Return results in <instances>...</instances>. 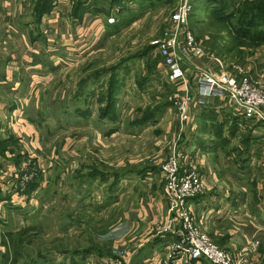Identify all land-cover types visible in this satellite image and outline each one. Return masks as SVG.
I'll return each mask as SVG.
<instances>
[{"label":"rangeland","instance_id":"374dc122","mask_svg":"<svg viewBox=\"0 0 264 264\" xmlns=\"http://www.w3.org/2000/svg\"><path fill=\"white\" fill-rule=\"evenodd\" d=\"M5 1H10V4L4 5L3 0H0V10L7 12L15 2ZM28 2L17 0V5L21 3L24 10ZM176 2L126 1L121 14L117 17L113 15V21L110 22L113 24H104L92 41V37H85V44L81 48L77 47L80 40L73 39L67 44L60 41H53L55 45L48 44L45 56H40L43 68H24L28 56H24L26 52L20 46L23 42L17 31L22 25L21 19L29 16L28 13L13 20L17 25L12 27L16 47H13L14 56L9 65L13 81H18V86L8 89L11 91L9 94L7 90L0 89V135L7 133L4 130H12L13 125L24 126L25 122L22 124L19 118L30 121L33 136L29 141V136L21 132L20 141L28 155L35 157L36 166L41 168L45 178L27 195L21 191V181H25L28 172L35 169L32 167L27 170V161L24 160L16 167L10 159L0 158V194L7 196L0 202V235L3 231L14 233L28 227L29 235L24 247L27 255L24 259L30 264H38V250L53 256L55 263L68 264V259L56 247L80 246L88 241V228L98 227L105 220L117 223L126 209L133 207L137 190L146 187L135 171L115 183L111 176L103 181L98 178L75 180V168L93 163L98 169L105 166L109 171L124 163L133 168L149 163L154 165L155 171L177 134L176 144L185 146L192 143L197 146L198 151L206 156L210 169L223 177L230 196L237 202V221H248L254 215L255 223L264 224V125L249 124L237 116L236 130L232 134L226 131L223 135L210 119L202 122L198 116L202 106L217 111L221 119L235 116L225 112L224 107L216 103L189 105L191 118L182 123L179 130L178 114L171 102L175 83L166 78L157 51V40L168 25L169 12ZM194 2L195 6L192 8L191 4L189 10L191 15H187V26L202 49L213 56L206 65L215 68L218 62L214 57L218 56L222 67L233 70L235 65H244L254 77L264 80V42L238 45L240 57L237 59L231 57L233 54L218 52L212 45L229 42L231 36H228L227 31L231 30L224 22L211 16L209 10L215 5L214 1ZM233 5L228 12L235 7V3ZM34 31L35 28L30 31L31 34ZM211 33H220L223 38L214 41L211 36L208 37ZM65 45L70 47L65 48ZM68 49L70 53L65 51ZM124 57L127 59L116 68V63ZM87 65L96 71L103 69V72H97L90 78L91 83L83 96V92L76 96L78 75L87 73ZM111 76L121 82L115 103V120L97 117L96 98L103 93L101 89ZM16 98H19L17 107L10 111L8 101ZM165 99L170 104L160 114L139 126L131 122L133 117L143 111L159 107ZM115 125L117 129L114 132L107 131ZM252 139L255 140L252 146H246L245 143L248 141L251 144ZM244 157L248 160L243 161ZM84 170L81 168V171ZM253 183L256 184L257 194L261 196L258 202L254 201V192L251 191ZM256 203L258 208L254 209ZM260 234L264 235V232ZM99 235L91 233L92 241L96 244L100 241ZM260 240L264 242V236ZM101 242V246H105V240ZM118 245L126 248L124 243L119 242ZM0 247L2 251L4 246L1 237Z\"/></svg>","mask_w":264,"mask_h":264},{"label":"crops","instance_id":"0c3cea01","mask_svg":"<svg viewBox=\"0 0 264 264\" xmlns=\"http://www.w3.org/2000/svg\"><path fill=\"white\" fill-rule=\"evenodd\" d=\"M13 1L15 3L10 5V9L7 12L0 10V89L2 91L7 90L8 94L11 92L8 89H15L18 86V81H13L12 69L11 65H9L14 56L12 52L13 47H16L13 39L15 31L12 28L13 26H17L13 22L14 19H20L24 13H28L27 15L30 16L29 20V16L26 18L24 16L21 19L23 22L17 31L23 42V45L20 46L26 52L24 56H28L26 59L28 63L24 68L27 66L31 68H43L40 56H45L44 51L48 49V44H53V41L67 44L71 43L70 39H73L72 41L80 40L77 47L81 48L85 44V37H92V41L98 35L97 33H100L103 29L106 17L116 15L119 6L129 0H87V5L85 4L86 7L80 17L73 16L70 13L74 0H53L52 8L44 12L37 23H34L32 20V0L25 3L26 8L24 10L21 8V3L17 5V0ZM3 4L8 5L10 1L6 3L3 0ZM36 27L41 32V35L37 37H35L36 33L32 36L33 34L30 32ZM64 47L69 48L70 46L65 45ZM65 51L69 52V49ZM74 61L76 62L77 60L74 59ZM1 97L0 91V100ZM18 99L8 101L10 111L17 107ZM11 106L13 108H10ZM19 121H22V124L25 122L24 126H21V124H18L20 126L13 125L12 130H9L20 142L21 150H25L28 154L20 141L19 134L22 132L25 136H29L28 139L30 141L31 136H33L32 126L30 121L28 122L24 118H19ZM113 129L111 132L117 129V125ZM7 131L4 130V132ZM181 146L185 151V155H191L196 160L206 186L203 194L189 199L197 223L222 247L233 252L241 251L245 256L244 264L262 263L264 261V242H261L260 237L264 235L260 233L264 232L261 231L264 229V224L255 223L253 220L255 218L254 215H251L248 221H237L238 209L235 205L237 202L230 196L223 177L210 169L207 165L206 156L198 151L197 146H194L192 143ZM6 155L8 156L9 152L6 151ZM0 158L9 160V158L1 156ZM0 171H2L1 161ZM130 173H134V170ZM137 177L146 184V187L141 191L137 190L135 193L133 207L127 208L124 215L119 217V221L111 225L108 230L101 232V234L100 231H93L92 234L94 235L100 234L99 243L96 244L94 242L96 245H100L94 252L89 253V256L85 255L79 259L78 264H96L100 258L108 256L111 247L117 245L119 242L124 243V246L127 248L124 264L161 263L167 241L176 235L174 231L156 232L153 229L155 223H160L166 216L168 207L162 183L159 181V167L155 171L154 169H150L145 174ZM0 196L2 197L0 198V202L4 198H7L2 193ZM254 209L256 208L254 207ZM102 236L105 239H102ZM101 240H105V246H101L103 244Z\"/></svg>","mask_w":264,"mask_h":264},{"label":"built area","instance_id":"2783aa9c","mask_svg":"<svg viewBox=\"0 0 264 264\" xmlns=\"http://www.w3.org/2000/svg\"><path fill=\"white\" fill-rule=\"evenodd\" d=\"M189 10L191 1L177 0L169 12L168 25L157 40L163 71L166 78L175 83L171 102L178 114L179 130L182 123L191 118L189 105L216 103L247 123L263 126L264 80L254 77L244 65H235L233 70L222 67L218 56L214 57L218 62L216 67H208L206 62L213 56L202 49L188 28ZM113 18L109 15L106 21L111 22ZM177 136L159 165L168 207L166 216L155 223L153 229L174 231L176 235L167 241L159 264H244L245 256L241 251L222 247L195 220L189 199L203 194L206 186L194 157L185 155L182 146L176 144ZM31 175L29 171L26 180ZM126 255L127 249L117 244L96 264H124Z\"/></svg>","mask_w":264,"mask_h":264},{"label":"trees","instance_id":"16d2710c","mask_svg":"<svg viewBox=\"0 0 264 264\" xmlns=\"http://www.w3.org/2000/svg\"><path fill=\"white\" fill-rule=\"evenodd\" d=\"M32 1H33L32 20L34 23H37L41 15L52 8L53 0H32ZM189 1H191L193 8V6H195L194 0H189ZM211 1L215 2V5H212L213 7H211L209 10L213 19L224 22V24L231 30V32L227 31L228 36L229 37L231 36L229 42L218 43L216 46H213L211 44L212 47L215 48L218 52L233 54V56L231 57L237 59L240 57V50L238 49V45L243 43L250 45L252 44V42H264V0H235V2L234 0H211ZM234 3H235V7L232 10L230 9L228 12V9L231 6L233 7ZM85 4L87 5V0H74L70 10L71 15L80 17L84 8L86 7ZM122 5L123 3L117 9V14L115 15L116 17L120 15L122 10L124 9V6ZM189 15H191V11H189ZM109 23L110 22L105 21V25ZM34 33H36L35 37L41 35V32L39 31L38 27L35 28ZM198 34L201 35V32H198ZM199 35L197 37L199 40H201V37ZM32 36H34V34ZM210 36L214 39V41L223 38V35H221L220 33H211L210 35H208V37ZM206 42L207 41L205 39V43ZM126 59L127 57L120 59L116 63V68H118L120 64L122 65V62H124ZM85 67L82 68L83 71L85 70ZM90 67L91 65L89 66L88 71L91 69ZM91 70L90 72L87 71V73L85 74L82 73L78 75L77 88L75 90L76 93L74 92L76 96H79L82 92H83L82 94L83 96L88 90L89 85L91 83L90 78L95 76L97 72H103V69H98V71H96L97 69L94 70L91 69ZM120 83L121 82L120 80H118L117 77L111 76L108 79L105 86L101 89L103 93H101V95H99L96 98V102L98 104L97 106L98 118H109L110 120L116 119V112L114 110H115V103L117 101V94L119 93ZM168 104H170V102L168 101V99H165L160 103L159 107H154V109H150L145 112L143 111L140 115H136L135 117H133L131 122L135 126H139L145 120L147 119L149 120L153 118L155 115L160 114L163 110H165ZM10 108H13V106H11ZM199 110L200 111L198 116L200 117V120H202V122H205V120L208 121V119H210V121L216 124V128L220 131L221 134L225 135L226 131H229V133L232 134L233 131L236 130L238 124L237 121L239 120L238 119L239 117L237 118V116H234L232 118H227L225 116L221 119L218 112L212 108H207L202 106L200 107ZM226 124H229V126L226 127ZM113 128L114 127H111L107 131L111 132L114 130ZM253 141L255 140L252 139L250 141L251 144L247 141L245 143L246 146L249 144V146L251 147ZM199 145H201V143H199ZM20 150H21V144L13 133L7 131L5 135H0L1 157L9 158L16 167L21 163L22 160L27 161V165H28L27 170H30V168L32 167L35 169L32 172V175L29 177V179L24 181V185L21 190L23 193L29 195L33 190H35L39 186L41 180L45 177L42 170L38 168V166H36L35 157H30L28 156L25 150H21V151ZM6 151L9 152L8 156L6 155ZM246 160H248V158L246 159V157H244L243 161ZM81 168H84L85 170L81 171ZM134 168L132 166L129 167L128 165H126V163H124L122 165H118L117 167H113V169L111 168L108 171L105 166L101 169H98V167L95 164L86 163L84 165L81 164L79 168H75L76 171L73 175L74 178H76L75 180L98 178L101 181L106 180L108 176H111L113 178L112 182L116 183L117 180L128 175L129 172H132L133 170L137 174L142 175L145 174L148 170L154 169L155 167L154 165L147 163L142 165L140 168L139 167L138 168L134 167ZM77 169L79 171H77ZM21 172L22 171H20V173ZM46 183H48V179H46ZM255 185L256 184L253 183L251 187V191L254 192V198H255L254 201L258 202L261 199V196L257 194L256 191L257 187ZM110 188L113 187L110 186ZM85 190L87 192V188ZM108 195L109 194H107V196ZM262 195H264V193ZM0 198L2 197L0 196ZM257 205H258L257 203L254 204V207L258 208ZM111 225H113V221L105 220V222L99 225L98 227L88 228L89 229L88 233L91 234L93 233V231L104 232L108 230ZM27 230L28 227L27 228L23 227L15 231L14 233L9 231H3V233H1L0 237L4 248L2 251H0V264H30L28 261H26V259H24V257H26L27 255V253L24 252V247L26 245L25 241L28 240L27 235H29L27 233ZM96 248H97L96 244L94 243V241H92L91 236H88V241L85 242V244H82L77 247L76 246H72V247L61 246L59 248L56 247V249H58L57 251H59L63 257H66L68 259L67 262L68 264H78L79 259L83 258L85 255L89 253L94 252ZM36 261L38 262V264H61L60 262L55 263L53 256H49L48 253H43L40 250L36 252ZM260 264H264V261Z\"/></svg>","mask_w":264,"mask_h":264}]
</instances>
